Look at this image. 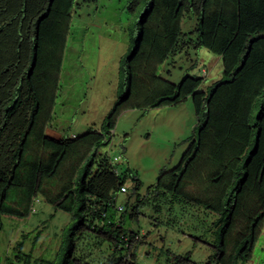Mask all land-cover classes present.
<instances>
[{"label":"trees","instance_id":"obj_1","mask_svg":"<svg viewBox=\"0 0 264 264\" xmlns=\"http://www.w3.org/2000/svg\"><path fill=\"white\" fill-rule=\"evenodd\" d=\"M74 1L0 0V232L4 215L29 216L41 194L72 221L55 260L23 253L19 263L138 264L143 241L127 219L139 223L140 207L150 203L139 194L140 180L129 169L115 170L102 151L109 144L104 132L47 133L56 98L49 84L61 69ZM141 3L147 8L139 35L121 59L118 100L104 127L110 134L125 109L177 106L192 97L196 139L176 167L161 173L155 198L172 194L215 214L214 254L206 264H240L252 256L264 226V0H133L131 10ZM187 11L198 17V44L224 61L223 78L207 91L199 90L202 77L174 84L157 75L178 49ZM58 178V191L49 194L46 185ZM130 180L135 202L116 220L110 211H118L117 197ZM239 215L244 226L229 252ZM103 242L107 256L93 258L89 247Z\"/></svg>","mask_w":264,"mask_h":264},{"label":"rangeland","instance_id":"obj_2","mask_svg":"<svg viewBox=\"0 0 264 264\" xmlns=\"http://www.w3.org/2000/svg\"><path fill=\"white\" fill-rule=\"evenodd\" d=\"M132 1H74L61 69L49 84L56 98L46 124L47 133L59 138L58 133L66 137L90 129L104 132L109 144L102 151L112 159L120 157L117 165L121 171L129 169V174L140 180L139 194L149 195L150 203L140 207L139 223L127 219L128 226L140 232L143 241L136 251L138 264H179L186 257V264H206L214 254L212 223L217 216L172 194L155 198L157 193L153 189L161 173L176 167L191 141L196 139L199 125L192 97L177 106L125 109L117 116L110 134L104 127L105 119L118 100L121 59L128 50L131 36L139 35L138 20L147 8L141 3L132 11ZM197 27V15L187 11L182 18L183 35L178 49L157 67V75L174 84L185 76L202 77L199 90L207 91L223 78L224 61L198 44ZM32 148L38 156H46L41 147ZM61 183L60 178L48 183L46 191L56 193ZM195 185L188 187L194 189ZM132 186L130 180L128 192L118 195L117 206L135 202ZM122 211L112 208L110 212L118 220ZM71 221L70 213L57 209L41 194L34 201L29 216L4 215L0 264H21L17 255L23 253H30L32 260H55L64 229ZM243 221V216L239 215L230 236L229 252L244 226ZM92 246L89 248L93 258L107 256V242ZM89 248H86L87 255ZM240 264H264V226L252 256Z\"/></svg>","mask_w":264,"mask_h":264},{"label":"built area","instance_id":"obj_3","mask_svg":"<svg viewBox=\"0 0 264 264\" xmlns=\"http://www.w3.org/2000/svg\"><path fill=\"white\" fill-rule=\"evenodd\" d=\"M204 73H205V71H204ZM119 159H120V157H114L112 159V162L115 165V170L117 172H119L118 165H117V161H119ZM121 191H122V193H125L127 191L126 187L125 186L122 187ZM122 210H124V206H122V205L118 206V211H122Z\"/></svg>","mask_w":264,"mask_h":264},{"label":"crops","instance_id":"obj_4","mask_svg":"<svg viewBox=\"0 0 264 264\" xmlns=\"http://www.w3.org/2000/svg\"><path fill=\"white\" fill-rule=\"evenodd\" d=\"M58 134L60 135V137H61V136H63V135H62V134H60V133H58Z\"/></svg>","mask_w":264,"mask_h":264}]
</instances>
